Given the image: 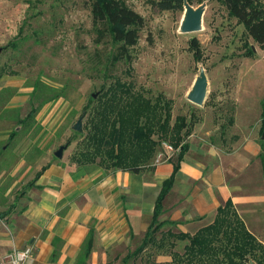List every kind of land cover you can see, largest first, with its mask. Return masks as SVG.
<instances>
[{"label": "rangeland", "instance_id": "1", "mask_svg": "<svg viewBox=\"0 0 264 264\" xmlns=\"http://www.w3.org/2000/svg\"><path fill=\"white\" fill-rule=\"evenodd\" d=\"M120 1L144 18L137 43L129 47L130 61L114 58L119 43L109 31L97 34L91 0H0V215L21 206L19 194L51 163L69 171L124 170L111 164V140L106 137L96 146L89 138L99 113L111 122L141 111L139 126L148 123L152 135L127 142L121 158L142 171L153 172L159 164L156 156L165 153L162 140L172 145L168 160L175 161L179 147L174 142L188 143L193 131L196 143L223 149L232 163L249 150L250 164H259L258 153H264V47L228 15L222 0H192L194 7L204 4L201 29L194 32L179 31L183 9L160 10L151 0ZM193 38L198 59L190 46ZM250 46L254 53L246 55ZM201 70L207 87L203 102L196 104L187 93ZM124 87L125 93L120 91ZM182 117L189 134L186 127L178 129ZM79 119L81 130H76ZM61 145L66 147L59 158L54 151ZM255 163L248 164L240 185L264 194L260 164ZM227 215L231 224L239 217L232 205ZM168 224L163 232L177 233ZM243 234L233 240L221 231H207L209 247L192 257L186 254L187 238L159 240L157 232L158 242L135 255H145L142 264H175L177 259L182 264H238L231 245L242 244L239 253L244 252ZM251 243L247 256L264 260V245Z\"/></svg>", "mask_w": 264, "mask_h": 264}, {"label": "crops", "instance_id": "2", "mask_svg": "<svg viewBox=\"0 0 264 264\" xmlns=\"http://www.w3.org/2000/svg\"><path fill=\"white\" fill-rule=\"evenodd\" d=\"M196 135H188L160 219L171 221L166 225L176 232L193 235L213 223L218 207L230 201L247 230L264 245V194L243 188L239 181L250 164L249 150L232 163L226 151L205 143V136L204 143H196ZM170 161L159 163L153 172L69 171L57 162L47 165L19 194L21 206L0 217V256L12 248L30 247L25 264H79L82 245L90 236L91 249L81 264H129L125 258L142 264L145 255L136 257L134 251L151 222L162 182L172 173Z\"/></svg>", "mask_w": 264, "mask_h": 264}, {"label": "trees", "instance_id": "3", "mask_svg": "<svg viewBox=\"0 0 264 264\" xmlns=\"http://www.w3.org/2000/svg\"><path fill=\"white\" fill-rule=\"evenodd\" d=\"M187 1L192 4V0ZM151 2L160 10L183 9V0H151ZM222 2L227 10L228 15L230 17H234L238 23L244 26L246 34L252 38L255 43L261 47H264V5L261 3V0H222ZM91 15L93 26L96 29L97 34H99V37H103L104 34H106L105 31H109L112 40L116 43H119L114 58L116 60L130 61L131 55L129 53V47L137 43V39L139 37L138 29L143 26L144 18L138 12L128 8L120 0H91ZM190 46L195 50V57L197 59L200 58L199 44L196 38L191 40ZM253 53L254 51L250 46V48H247L245 54L252 55ZM127 90L128 88L126 87L120 89V91L124 93L127 92ZM34 111L35 109H31V111L26 116H31ZM140 114L141 111L137 109L135 112V118L121 116L117 120H111L110 122V120L105 117L104 114L99 113V115H101L99 121L92 123V129L89 138H91L92 142L96 146L103 144V140L106 137L107 139L111 140L110 144L113 148L115 157V161L111 163L112 166L133 172H138L140 170L138 165L126 164L121 158L123 155V148L127 142L134 138L140 139L145 137L146 139H150V136L152 135L153 128L148 123L144 122L142 126H139L138 122L141 116ZM168 117L169 111L166 110L164 122ZM109 123L111 124V127H108ZM163 123H161L162 127ZM176 123L177 121L175 124ZM186 126L187 123L185 118L182 117L178 123L179 131ZM263 130L264 126L261 131ZM189 132L190 130L186 127L185 134H189ZM179 144L180 138L174 142L175 147L179 146V152L177 153L176 160L170 161L173 163L172 173L162 182L161 189L154 204L151 222L144 234L142 242L136 248L134 254L145 248V246L148 244L158 242L155 240V235L157 232H160L159 240H164L165 238L167 239L170 236H174L176 238L178 237L179 239L187 238L189 243L185 246L188 248V253L186 254L187 256L190 255L192 257H196V255L204 254L206 248L209 247V238L207 235H205L207 231H212L213 234L214 232L221 231L222 235L226 234L228 238H233V240L237 239L238 235H241L243 231L244 237L242 236V238L245 240V251L239 253L242 244L237 245V243H233L234 245H231V247L239 254L238 264H246L249 261V258H251L247 256V252L249 251L251 247L250 245L252 244L251 241H253L255 244H257L258 241H256L255 237L247 230L240 217H236L234 223L231 224V220L227 215L228 210L232 205L230 201H227L223 206L218 207L217 215L213 223L199 229L193 235L184 232L174 233L169 231L166 235L163 232L162 227L171 221L160 219L163 209L162 201L165 194L169 191L173 184L175 173L179 170L183 154L188 148L187 143H182L181 145ZM260 156L264 182V158L262 154ZM45 167L46 166H43L42 169L35 174L33 180L26 185V188L33 184L34 180L39 176L41 171L45 169ZM23 192L24 191H22L20 194ZM230 213L234 215L233 210ZM1 216L2 215H0V217ZM90 249L91 237L89 236L82 245V254L78 258L79 264L85 262ZM187 259L189 261L190 258ZM252 259L255 260L257 264H264V260L262 259ZM124 262H126V258L124 259ZM175 264L182 263L177 259Z\"/></svg>", "mask_w": 264, "mask_h": 264}, {"label": "water", "instance_id": "4", "mask_svg": "<svg viewBox=\"0 0 264 264\" xmlns=\"http://www.w3.org/2000/svg\"><path fill=\"white\" fill-rule=\"evenodd\" d=\"M204 10V4L194 7L187 0H183V18L179 26L181 32H194L201 29V21ZM207 87V79L203 70L200 71L198 77L195 79L192 89L187 93L189 100L196 104H201L204 100ZM95 94H93L94 96ZM76 130H81L80 119L73 126ZM264 136V134H263ZM66 145H61L54 151L56 157H62L63 150ZM249 264H254L250 259Z\"/></svg>", "mask_w": 264, "mask_h": 264}, {"label": "built area", "instance_id": "5", "mask_svg": "<svg viewBox=\"0 0 264 264\" xmlns=\"http://www.w3.org/2000/svg\"><path fill=\"white\" fill-rule=\"evenodd\" d=\"M161 145L165 153L160 152L156 156L157 164L161 163L164 158L168 160L170 158L169 152L173 150L172 145L166 141L162 140ZM31 251L30 247L12 248L0 257V264H25L31 256Z\"/></svg>", "mask_w": 264, "mask_h": 264}, {"label": "bare ground", "instance_id": "6", "mask_svg": "<svg viewBox=\"0 0 264 264\" xmlns=\"http://www.w3.org/2000/svg\"><path fill=\"white\" fill-rule=\"evenodd\" d=\"M182 18H183V14H182V17H181V20H180V23H179V26H180V24H181V21H182ZM198 77V75L196 76V78ZM195 78V79H196ZM195 81V80H194ZM194 81H193V83H194ZM193 85V84H192ZM192 89V86H191V88L189 89V91L188 92H190V90Z\"/></svg>", "mask_w": 264, "mask_h": 264}]
</instances>
